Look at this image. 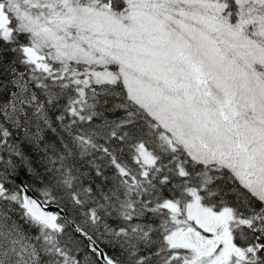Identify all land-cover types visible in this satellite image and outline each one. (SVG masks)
<instances>
[{
    "label": "snow or ice",
    "instance_id": "obj_1",
    "mask_svg": "<svg viewBox=\"0 0 264 264\" xmlns=\"http://www.w3.org/2000/svg\"><path fill=\"white\" fill-rule=\"evenodd\" d=\"M0 264H264V0H0Z\"/></svg>",
    "mask_w": 264,
    "mask_h": 264
}]
</instances>
